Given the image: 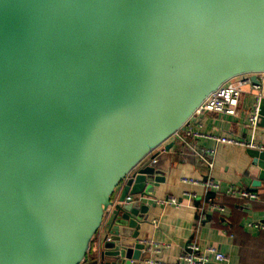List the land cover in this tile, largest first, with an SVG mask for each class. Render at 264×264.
Returning <instances> with one entry per match:
<instances>
[{"label": "water", "instance_id": "water-1", "mask_svg": "<svg viewBox=\"0 0 264 264\" xmlns=\"http://www.w3.org/2000/svg\"><path fill=\"white\" fill-rule=\"evenodd\" d=\"M260 72L264 0H0V264H150L165 142Z\"/></svg>", "mask_w": 264, "mask_h": 264}, {"label": "crops", "instance_id": "crops-1", "mask_svg": "<svg viewBox=\"0 0 264 264\" xmlns=\"http://www.w3.org/2000/svg\"><path fill=\"white\" fill-rule=\"evenodd\" d=\"M246 78V75H239L235 80ZM258 78V89L250 84L243 85L234 115L210 112L191 122L199 135L189 137L188 143L196 152L214 151L211 168L183 141L171 137L165 142H174L165 158L160 160L165 181L154 189L153 198L147 201L155 207L150 208L148 223L143 224L140 235L150 248V264H175L190 242H195L200 250L214 248L223 253L227 260L222 264H264V230L252 226L256 222L264 224V179L256 185L264 163L252 164L247 153L250 148L216 142L205 136L233 137L264 148V120L261 119L255 129L247 124L256 98L260 93L264 96V81ZM206 177L220 184L221 191L211 195L222 209L207 208L200 218L197 208L203 199L204 186L200 182L183 181V178L203 180ZM230 185L255 192L257 198L246 200L225 195L224 191ZM170 197L177 198L178 203H165ZM101 236L102 228L93 237L90 257L99 250ZM208 258L216 263L212 253Z\"/></svg>", "mask_w": 264, "mask_h": 264}, {"label": "built area", "instance_id": "built-area-1", "mask_svg": "<svg viewBox=\"0 0 264 264\" xmlns=\"http://www.w3.org/2000/svg\"><path fill=\"white\" fill-rule=\"evenodd\" d=\"M247 76V75H246ZM258 76L264 81V72L258 73ZM236 77H233L218 87L215 91L210 93L202 103L194 110L192 115L184 122L183 129H179L172 137L176 140H181L183 143L188 145L190 151L195 155L200 157L202 161L209 168L212 167V156L214 151L208 150L205 153L196 152L193 147H191L190 143H188L189 137L198 136L199 133L195 132L191 126V122L198 116L204 113L215 112L222 115L232 116L236 112V108L239 104V100L242 94V87L245 84H250L251 87L258 89L259 86L251 83V81L246 78L244 80H235ZM260 81V80H259ZM262 93L258 95L256 98V102L254 106L251 108L248 118L247 124L251 129H255L258 127V101L262 97ZM208 138L214 139L216 142L232 144V145H240L247 148L264 150L263 147L256 146L251 142L240 140L233 137L228 136H217V135H205ZM129 175V173H128ZM127 175V176H128ZM126 176V178H127ZM126 179L122 181L125 182ZM183 181L196 184L201 183L204 186V195L201 204L198 206L199 217L203 214V212L207 209H222L220 205L215 201V197L211 195L214 192V195L219 193L220 184L210 177H206L203 180H196L194 178H183ZM225 195L235 196L237 198H244L246 200H254L257 198V194L255 192H251L242 188H238L235 186H228L224 191ZM165 203L176 205L178 203L177 198L170 197L166 200ZM252 225V224H251ZM252 226H255L258 229L264 230V224L261 222H256ZM212 253L214 262L209 260L208 254ZM226 256L215 250L214 248H209L206 250H200L195 242H190L186 245L183 252L179 255L177 262L175 264H222L226 261Z\"/></svg>", "mask_w": 264, "mask_h": 264}, {"label": "trees", "instance_id": "trees-1", "mask_svg": "<svg viewBox=\"0 0 264 264\" xmlns=\"http://www.w3.org/2000/svg\"><path fill=\"white\" fill-rule=\"evenodd\" d=\"M229 221H227V225H228Z\"/></svg>", "mask_w": 264, "mask_h": 264}]
</instances>
